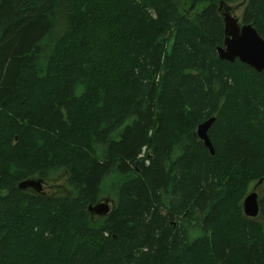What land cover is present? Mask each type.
<instances>
[{"label":"trees","instance_id":"trees-1","mask_svg":"<svg viewBox=\"0 0 264 264\" xmlns=\"http://www.w3.org/2000/svg\"><path fill=\"white\" fill-rule=\"evenodd\" d=\"M240 1L0 0V264H264V73L216 53ZM239 19L264 39V0Z\"/></svg>","mask_w":264,"mask_h":264},{"label":"water","instance_id":"water-1","mask_svg":"<svg viewBox=\"0 0 264 264\" xmlns=\"http://www.w3.org/2000/svg\"><path fill=\"white\" fill-rule=\"evenodd\" d=\"M218 9L224 30L223 45L216 48L218 58L230 63L238 60L258 73L264 72V39L252 25L240 23L238 18L233 15L234 10L225 5L224 2L219 3ZM213 123L214 118H209L197 128L198 137L211 154H213V147L208 139L207 132ZM43 182L40 179L31 178L19 183L18 188L22 191L40 192ZM260 183L261 181L258 184ZM112 208H114V203L109 198H104L102 203L90 206L88 210L92 214H104ZM243 212L246 216L252 218L258 215L257 195L254 192L246 195L243 201Z\"/></svg>","mask_w":264,"mask_h":264},{"label":"bare ground","instance_id":"bare-ground-1","mask_svg":"<svg viewBox=\"0 0 264 264\" xmlns=\"http://www.w3.org/2000/svg\"><path fill=\"white\" fill-rule=\"evenodd\" d=\"M200 125V124H199ZM198 125V126H199ZM212 126V125H211ZM198 128V127H197ZM211 128V127H210ZM209 128V129H210ZM209 129H208V131H209ZM196 135H197V131H196ZM207 135H208V132H207ZM197 137H198V135H197ZM198 139L203 143V141L198 137ZM208 139H209V137H208ZM209 141H210V139H209ZM210 143H211V141H210ZM212 144V143H211ZM203 145H204V143H203ZM204 147H205V145H204ZM213 147V146H212ZM206 149H208L207 147H205ZM208 151H209V149H208ZM209 153H210V151H209ZM211 154V153H210ZM212 156L214 155V149H213V154H211ZM19 185V184H18ZM19 189V188H18ZM19 190H21V189H19ZM248 194H249V191H248ZM248 194H246V195H248ZM260 196V195H259ZM259 196H258V199H259ZM103 202V200L101 199L98 203H102ZM97 203V204H98ZM90 206H94V205H90ZM89 206V207H90ZM88 207V208H89ZM111 211V209L108 211V212H106V213H104V214H96V215H99L100 217H104L105 215H107L109 212ZM88 212L90 213V214H92L89 210H88Z\"/></svg>","mask_w":264,"mask_h":264},{"label":"rangeland","instance_id":"rangeland-1","mask_svg":"<svg viewBox=\"0 0 264 264\" xmlns=\"http://www.w3.org/2000/svg\"><path fill=\"white\" fill-rule=\"evenodd\" d=\"M234 12H235V11H234ZM240 13H241V10L238 11V12H235V14H236L237 16H239ZM107 193H110V192H109V191L105 192V196H106ZM111 195H112V194L110 193V196H111ZM99 217H100L99 215H96V219H94V220L92 219V222L97 221Z\"/></svg>","mask_w":264,"mask_h":264},{"label":"flooded vegetation","instance_id":"flooded-vegetation-1","mask_svg":"<svg viewBox=\"0 0 264 264\" xmlns=\"http://www.w3.org/2000/svg\"><path fill=\"white\" fill-rule=\"evenodd\" d=\"M248 191H249V190H248ZM93 213H94V211H93ZM95 217H96V216H94V214H90V218H91V219L94 220Z\"/></svg>","mask_w":264,"mask_h":264}]
</instances>
